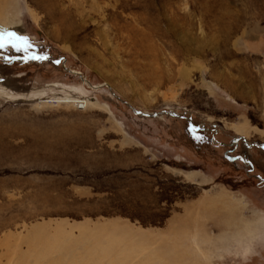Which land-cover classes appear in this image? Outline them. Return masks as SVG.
I'll return each instance as SVG.
<instances>
[{"label":"rangeland","instance_id":"rangeland-1","mask_svg":"<svg viewBox=\"0 0 264 264\" xmlns=\"http://www.w3.org/2000/svg\"><path fill=\"white\" fill-rule=\"evenodd\" d=\"M0 32V264H264V0H0Z\"/></svg>","mask_w":264,"mask_h":264},{"label":"snow or ice","instance_id":"snow-or-ice-1","mask_svg":"<svg viewBox=\"0 0 264 264\" xmlns=\"http://www.w3.org/2000/svg\"><path fill=\"white\" fill-rule=\"evenodd\" d=\"M9 45H11V47L14 48L16 51L23 50L25 52L27 51L28 47H31V45H27V41L25 40V38L17 37L15 33L0 32V49H3ZM30 58L41 59L43 57H36L35 55H33Z\"/></svg>","mask_w":264,"mask_h":264},{"label":"bare ground","instance_id":"bare-ground-1","mask_svg":"<svg viewBox=\"0 0 264 264\" xmlns=\"http://www.w3.org/2000/svg\"><path fill=\"white\" fill-rule=\"evenodd\" d=\"M69 72L75 74V73L72 72V71H69ZM78 77H80V80H81L82 82L86 81V78L84 79V78L82 77L81 74H78ZM85 83H86V82H85Z\"/></svg>","mask_w":264,"mask_h":264}]
</instances>
